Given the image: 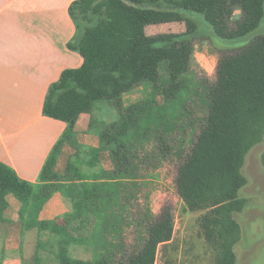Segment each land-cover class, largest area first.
<instances>
[{"label": "trees", "instance_id": "1", "mask_svg": "<svg viewBox=\"0 0 264 264\" xmlns=\"http://www.w3.org/2000/svg\"><path fill=\"white\" fill-rule=\"evenodd\" d=\"M69 13L85 25L79 45L70 46L83 65L64 70L43 105L44 116L63 122L66 129L38 184L21 180L0 162V222L13 198L19 204L22 236L32 230L39 234L33 264H156L159 247L173 238L172 208L165 206L146 228L135 254L117 261L131 222L122 208L136 198L141 185L135 179L146 168L177 158V194L187 211L204 213L198 222L215 251L214 264H236L242 230L235 214L247 205L240 197L247 185L242 169L250 150L264 144V36L222 54L211 86L199 79L191 89L188 74L195 46L206 38L202 20L214 39L239 40L260 26L264 0H78ZM171 23L184 24L185 32H147ZM139 88L147 90L144 96L126 105L125 95ZM100 104L116 110V120L99 122L95 112ZM198 104L206 107V116L185 153L183 139L191 132V120L198 118ZM81 114L91 117L89 133L99 139L97 147L78 140L75 125ZM65 144L75 152L60 175L55 169ZM105 152L113 171L101 168ZM124 154L132 155L131 165H121ZM261 161L264 165V151ZM56 194L71 204V212L62 220H41ZM145 214H151L148 207ZM73 246H84L91 257L75 258Z\"/></svg>", "mask_w": 264, "mask_h": 264}, {"label": "crops", "instance_id": "2", "mask_svg": "<svg viewBox=\"0 0 264 264\" xmlns=\"http://www.w3.org/2000/svg\"><path fill=\"white\" fill-rule=\"evenodd\" d=\"M76 1L0 0V162L33 184L40 182L43 166L66 129L63 122L44 116L47 91L64 70L83 65L81 55L70 47L78 46L85 32V25L69 13ZM180 27V33L185 32V25ZM90 121V115L81 114L75 132L80 143L97 147L99 139L89 133ZM74 152L70 145L63 146L55 169L58 174H65ZM102 155L101 168L113 171V163L104 165ZM135 182L144 185V172ZM9 202L6 219L0 222V257L2 264H24L28 232L22 236L19 204L13 198ZM71 210V204L56 194L40 219L59 220ZM31 245L28 242L26 247Z\"/></svg>", "mask_w": 264, "mask_h": 264}, {"label": "rangeland", "instance_id": "3", "mask_svg": "<svg viewBox=\"0 0 264 264\" xmlns=\"http://www.w3.org/2000/svg\"><path fill=\"white\" fill-rule=\"evenodd\" d=\"M202 33L205 39L199 40L195 46V56L191 71L188 74L191 89L195 87L199 79L211 86L216 80V71L219 58L222 54H232L247 46L257 36H264V18L257 30L247 37L227 41L219 38L214 39L210 26L202 20ZM181 24L151 26L148 28L150 35L160 33H180ZM196 88V87H195ZM147 90L139 88L125 95V104L138 101ZM95 117L99 122H110L116 120L117 111L99 105ZM196 120H191V132L186 133L183 139L184 152L188 153L194 133L199 131L206 116V107L203 104L196 106ZM97 127H99L97 125ZM264 144L253 147L246 156L242 169L247 179V185L240 191V197L247 200L246 208L242 213L235 214L236 220L241 225L242 237L235 251L237 255L236 264H264V165L261 157ZM131 154H124L121 165H129L132 162ZM102 162L111 166L112 162L108 152L103 153ZM179 160H167L161 163L157 169H145L144 185L141 187L136 198L132 199L131 205L122 208V214L130 219V225L124 234V249L120 251L117 261L135 254L140 248V239L146 236V228L160 215L165 206H170L175 219L174 234L172 240L159 247L156 264H214L215 251L207 244L199 227V218L203 212L192 213L186 210L184 203L177 194L175 178ZM147 207L151 214H145ZM146 215L143 218V215ZM63 218V217H62ZM61 218V220H62ZM143 221H142V220ZM143 222L141 225L138 223ZM42 241H47L48 236L43 235ZM39 234L36 230L29 231L24 239V264H33V254ZM30 242L31 247H26ZM46 259L47 252H43ZM72 256L78 259H88L90 253L84 246H73Z\"/></svg>", "mask_w": 264, "mask_h": 264}]
</instances>
